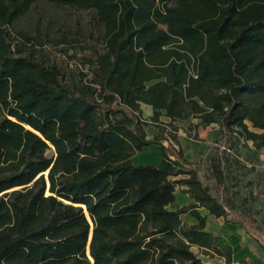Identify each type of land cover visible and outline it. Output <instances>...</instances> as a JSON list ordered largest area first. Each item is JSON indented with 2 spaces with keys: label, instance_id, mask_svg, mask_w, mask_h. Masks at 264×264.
Segmentation results:
<instances>
[{
  "label": "trees",
  "instance_id": "16d2710c",
  "mask_svg": "<svg viewBox=\"0 0 264 264\" xmlns=\"http://www.w3.org/2000/svg\"><path fill=\"white\" fill-rule=\"evenodd\" d=\"M0 112V264H232L199 208L264 238L230 154L264 148V0H0ZM194 119L219 125L204 178Z\"/></svg>",
  "mask_w": 264,
  "mask_h": 264
},
{
  "label": "rangeland",
  "instance_id": "374dc122",
  "mask_svg": "<svg viewBox=\"0 0 264 264\" xmlns=\"http://www.w3.org/2000/svg\"><path fill=\"white\" fill-rule=\"evenodd\" d=\"M162 122L166 123L168 119L163 117ZM191 123L199 124L198 120L177 121L175 123L179 130L178 138H180L187 153V158L198 169L200 176L204 178L210 170L209 155L216 153L217 149L214 144L215 131L214 129L206 130L203 127L199 130H192L190 129ZM149 124L147 133L148 137L152 138L157 133V129L155 124L150 122ZM230 154L234 161H238L233 172L239 181L238 186L234 188V195L245 210L255 213L258 219L264 223V160L262 159L264 148L262 151H256L252 142L238 141L230 150ZM48 155H53V151H49ZM148 158L152 157L148 156ZM181 190V187H177L179 199ZM193 250L205 263L221 264L225 261L223 257L217 255L202 254L198 248H193Z\"/></svg>",
  "mask_w": 264,
  "mask_h": 264
},
{
  "label": "crops",
  "instance_id": "0c3cea01",
  "mask_svg": "<svg viewBox=\"0 0 264 264\" xmlns=\"http://www.w3.org/2000/svg\"><path fill=\"white\" fill-rule=\"evenodd\" d=\"M142 110L144 112L145 118H150L154 114V109H152L150 105L144 103L142 105ZM163 117L168 119V122L166 123L170 122V119L167 118L166 116H162L161 120ZM202 127L203 126H200L198 130ZM218 128H219L218 124H213L208 127H203V129L206 130L214 129L215 131L214 137L216 136V131ZM146 152H148V154H146ZM148 156L152 158H148ZM186 158H187V153H186ZM262 159L264 160L263 155H262ZM162 160H163L162 147L160 145L159 146L150 145L144 147V149L133 158V163L135 165L151 164V165L159 166ZM178 187H181L182 190L179 199L178 192L176 189L177 201L175 203V208L188 206L190 205V203H193L194 199L189 195L183 193L185 187L183 186H178ZM198 211H200L203 217L205 216L207 217L206 230L212 232L215 236H219L221 238L220 239L221 241L218 243L217 247L222 251H226L228 249L232 250V254H233L232 264H264V238L259 239L255 235L248 234L245 231V229L241 228L238 224L233 223L232 221H227L223 216H221L220 218H216L215 216L211 215L206 208L205 209L199 208ZM182 219L188 225L197 224V219L193 217L191 214L182 215ZM262 224L264 223L262 222Z\"/></svg>",
  "mask_w": 264,
  "mask_h": 264
}]
</instances>
